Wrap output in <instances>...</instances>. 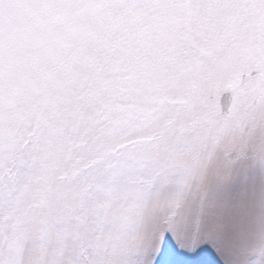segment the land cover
<instances>
[{
	"label": "snow or ice",
	"instance_id": "obj_1",
	"mask_svg": "<svg viewBox=\"0 0 264 264\" xmlns=\"http://www.w3.org/2000/svg\"><path fill=\"white\" fill-rule=\"evenodd\" d=\"M264 264V0H0V264Z\"/></svg>",
	"mask_w": 264,
	"mask_h": 264
},
{
	"label": "rangeland",
	"instance_id": "obj_2",
	"mask_svg": "<svg viewBox=\"0 0 264 264\" xmlns=\"http://www.w3.org/2000/svg\"><path fill=\"white\" fill-rule=\"evenodd\" d=\"M166 260H172L175 264H200L201 261L210 259V257L201 255L199 257L195 256H184L179 254V250L173 253L171 250L166 254Z\"/></svg>",
	"mask_w": 264,
	"mask_h": 264
}]
</instances>
